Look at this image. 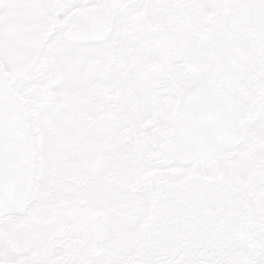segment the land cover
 I'll return each instance as SVG.
<instances>
[{"label": "snow or ice", "instance_id": "snow-or-ice-1", "mask_svg": "<svg viewBox=\"0 0 264 264\" xmlns=\"http://www.w3.org/2000/svg\"><path fill=\"white\" fill-rule=\"evenodd\" d=\"M198 7L0 0V251L22 225L29 264H55L58 253L65 264H264V0L206 5L230 14L225 27H208ZM99 92L103 113L90 106ZM79 133L94 158L109 136L130 142L92 189L77 160L66 194L67 145ZM229 152L237 166L206 171ZM249 157L251 207L228 206ZM201 173L212 179L191 180ZM101 190L113 220L95 215Z\"/></svg>", "mask_w": 264, "mask_h": 264}, {"label": "flooded vegetation", "instance_id": "flooded-vegetation-1", "mask_svg": "<svg viewBox=\"0 0 264 264\" xmlns=\"http://www.w3.org/2000/svg\"><path fill=\"white\" fill-rule=\"evenodd\" d=\"M217 2H219V0H191V3L201 6L198 7L195 12L203 18L205 24L210 28L217 26L225 27L230 22V14L228 12L216 7H206V5H214ZM129 90V88L125 87L122 102L128 108H131V105L128 102ZM90 106L93 111L103 113L107 106V97L103 92L97 93L95 98L91 101ZM129 142L130 139L128 134L118 137L109 136L105 149L94 158V145L87 142V134L79 133L74 136L67 145L66 174L69 187L64 190L65 193H71L75 190L71 185L75 184L81 175V171L76 165L77 160H80L87 165L90 181L91 177L96 178L95 181L89 183V189H92L95 187V183L99 181L100 174L108 164H118L121 162L123 149ZM238 147L239 145H237V148ZM235 166L237 165L232 158V152H229L217 159L208 161L205 168L206 171H210L220 167L232 168ZM238 167L244 175L237 181L236 185L232 186L231 193L225 203L228 204V206H231L232 203H236L242 208L247 209L251 207L249 200H253L254 198L244 196L243 192L245 189L251 191L257 187L255 176L256 160L249 157L248 159L239 162ZM211 179L212 177L210 175H205L204 173L194 174L191 177L192 181L201 183L210 181ZM95 195V215L102 220H113L114 206L111 205L109 196L102 190ZM17 232L20 234L17 242L9 247L7 253L0 251V255H5L7 264H29L30 260L35 257V250H33L28 244L22 225L17 228ZM101 242V239L96 241L97 244H100ZM79 244L80 240L77 237L71 238L70 246L72 248L78 247ZM58 246L63 247V242H60ZM68 258L69 257L64 253H58L54 257L55 264H65V261Z\"/></svg>", "mask_w": 264, "mask_h": 264}, {"label": "water", "instance_id": "water-1", "mask_svg": "<svg viewBox=\"0 0 264 264\" xmlns=\"http://www.w3.org/2000/svg\"><path fill=\"white\" fill-rule=\"evenodd\" d=\"M17 135H18V133L16 132V130H14V134H13V139L14 140L17 139Z\"/></svg>", "mask_w": 264, "mask_h": 264}]
</instances>
